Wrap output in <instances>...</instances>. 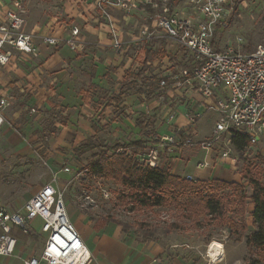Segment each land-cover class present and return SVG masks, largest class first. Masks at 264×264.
<instances>
[{
  "label": "crops",
  "instance_id": "1",
  "mask_svg": "<svg viewBox=\"0 0 264 264\" xmlns=\"http://www.w3.org/2000/svg\"><path fill=\"white\" fill-rule=\"evenodd\" d=\"M82 9L78 10L74 18L62 23L54 18L47 28L37 30L38 36L32 34L37 48L36 56L12 51L10 63L0 66V95L8 97L11 103L4 112L6 124L0 130L1 138L8 145L5 149L14 150L21 146L18 137L20 130L28 129L26 121L31 116L26 114L30 108L32 111L29 115L35 114L34 119L39 121L49 119L53 122L50 118L52 114L61 115L62 123L58 127L55 125L62 139L57 145L73 147L74 152L91 139L105 142V145L116 139L128 138L131 142L144 140L147 148L154 143L148 139L151 129H155L158 135H173L182 128L184 136L196 139L197 142L204 141L206 138L194 136L198 132H191L188 120L191 111H202L199 107L202 100L200 96L194 94V104L187 107L181 92H163L160 83L156 96L151 99L139 91L143 85L142 78H157L160 82L165 75L176 72L182 61V53L176 46L168 49L143 47L145 54L150 50L163 51L165 55L145 64L146 54L144 64L138 70L139 65H135L134 60L141 49L136 54L131 52L135 54L134 57L128 54L129 51L124 55H116L109 49L112 42L108 28L96 18V10L89 13ZM25 21L26 30V18ZM73 25L79 26L81 30V45L77 50L62 41L55 46L43 42L45 36L69 39ZM161 93H165L167 98L162 97L163 100H160ZM170 110L177 112L176 119L169 127L161 126L159 119ZM110 111L113 112L111 117ZM215 118L216 115L211 113L212 124ZM139 122H142V127L138 126ZM126 152L137 155L132 148L126 149ZM215 154L214 151L211 168L197 169V163L206 159L203 150H175L171 154L162 155L161 168L169 167L173 175L190 180H221L219 170L214 168L218 160ZM165 157L167 164L164 163ZM73 219L91 253V264H207L211 260L210 247H206L205 255L201 253L200 245L185 241L186 234L182 236L185 228L168 235L162 234L159 238L157 235L145 237L136 234V231L132 232V229L124 231L114 221L93 220L82 214ZM36 234L33 231L31 235L19 239L15 254L0 257V264H24L27 259L38 258L40 255L34 254L30 245L32 236Z\"/></svg>",
  "mask_w": 264,
  "mask_h": 264
},
{
  "label": "built area",
  "instance_id": "2",
  "mask_svg": "<svg viewBox=\"0 0 264 264\" xmlns=\"http://www.w3.org/2000/svg\"><path fill=\"white\" fill-rule=\"evenodd\" d=\"M236 1L185 0L184 7L178 8L170 0H164L161 7L153 0H94L96 18L108 28L111 47L116 55H124L130 47L139 45L166 49L176 46L182 53V64L179 62L175 73L161 78L160 87L167 93L181 92L187 107L194 104V94L200 96L202 111H195L194 116L188 115L193 134L197 133L195 124L198 120L207 114L216 115L211 136L204 141L195 142L191 137L184 136L182 128L173 135H158L144 152L135 155L139 165L161 168L164 153L197 147L206 154V159L197 163V169L211 168L214 151L221 149L218 164L233 155L232 139L237 133L246 134L250 140L246 155L255 152L264 134V47L258 46L253 52L233 47L217 51L213 44L219 24ZM142 6L160 8V11L149 18V24L143 26L136 36L127 40L114 13L127 14ZM25 26V11L22 2L17 0L0 16L1 67L10 63L12 51L37 55L33 35L26 32ZM80 36L79 26L73 25L69 39L45 36L42 40L52 46L62 41L77 50L81 45ZM163 98L160 97V100ZM10 105L9 98L0 95V130L6 122L4 112ZM146 108L149 110L148 106ZM176 116L177 112L170 110L161 116L159 124L169 127ZM166 160L167 157L165 164ZM64 172L69 173L70 169L65 168ZM36 220L42 224L41 234L46 236L45 243L40 256L27 259L24 264H91V253L89 255L80 233L71 222L63 195L58 189L57 175L19 210L13 212L0 204V257L15 254L19 244L17 234L30 235V226Z\"/></svg>",
  "mask_w": 264,
  "mask_h": 264
},
{
  "label": "rangeland",
  "instance_id": "3",
  "mask_svg": "<svg viewBox=\"0 0 264 264\" xmlns=\"http://www.w3.org/2000/svg\"><path fill=\"white\" fill-rule=\"evenodd\" d=\"M15 1L17 0H0V16L6 8H11ZM20 1L28 24L26 32L31 35L34 34V36L39 35L37 30L47 28L54 18L62 23L70 20L69 18H74L81 7L82 10L89 13L95 10L94 0ZM153 1L159 7L164 3V0ZM170 1L174 4V7H184L185 0ZM159 11L160 8L142 6L127 14L122 12L113 13L122 34L128 40L136 36L143 26L149 24V18L159 13ZM109 38L111 39L110 36ZM36 40L39 41L38 38ZM213 44L217 51L233 47L244 52H253L258 46L264 47V0H237L236 5L225 16L224 21L219 24ZM110 47L109 49L113 51V48ZM139 49H141V52L134 60V64L139 65L138 70H140L146 58L143 47L140 45L136 48L130 47L128 53L135 52L136 54ZM135 54L131 53V57H134ZM165 95V93L160 94L161 97L167 98ZM31 109L26 114L28 117L31 116L26 121L28 129L20 130L18 138L21 140V146L17 145L19 148L14 150L7 148L8 150H6L5 148L8 145L5 139L0 136V204L11 211L19 210L44 185L49 183L54 175H57L58 189L63 195L68 215L73 224H75L73 218L82 214L93 220H116L125 226L131 227L132 232L136 231V234L144 236L145 232H153L159 238L169 225L178 222L177 217L181 213L176 212L174 208L169 206L156 209H138L132 205L125 207L122 198V191L124 190L113 181L91 175L87 169L89 162L93 158L98 159L100 154H106L108 157H112V154H122L126 149H119L120 152L119 150L114 151V147L117 145L126 146L131 142L130 139H116L110 141L107 145H105V142L98 140L95 142L98 148L84 156H77L73 147L57 145V142L61 143L62 141L61 133L57 127L62 123L63 117L58 113H54L50 116L53 122L49 119L39 121L34 119L35 114L29 115ZM153 111L152 108L151 112ZM112 113L110 111L109 117ZM194 113V111H191L189 115L194 116ZM212 123L211 114L202 117L195 124L198 135L194 136L207 139L211 136ZM56 124L57 127H55ZM30 134L33 135L34 140ZM156 136L158 134L155 129H151L148 139L154 142ZM194 141L197 142L196 139ZM124 153L129 156L132 155L127 154V152ZM215 153H217V155L215 154L216 158L220 159L221 149L216 150ZM246 167L250 169V178H256L264 184V134L260 137L253 154L246 155V152L241 154L233 147V155L222 164L216 162L214 167L219 170L221 180L237 183L241 186L238 195L245 198L246 202L244 217L246 231L240 229L241 225L239 228L233 225L232 228L238 229V234H234L230 231L229 224H222L218 221L214 224L215 226L213 225L210 229H204L203 231L193 224H186L184 227L186 231L182 233V236L186 234L185 241L200 245L202 254L205 253L206 255V252H204L206 247H210L214 241L221 243L223 246L221 258L217 262L210 260L207 264H244L251 258L256 257L261 259V264H264V252H259L255 248L246 245L247 236L254 231L250 216L253 210V203L250 199L253 191L252 185L249 178L244 179L242 174ZM65 168H69L70 172L65 173ZM205 192L211 194V190L210 192L205 190ZM216 192L218 194L223 193L227 197L237 196L233 195V191L227 188L221 190L217 188ZM237 207L238 203H232L230 209L233 210ZM196 219L203 222V217H196ZM232 220L236 224H240V217ZM140 226L145 227L143 232H137ZM41 227L40 220H36L33 226H30V230L37 233L32 236L30 243L31 251L36 255H40V250L46 238L41 234Z\"/></svg>",
  "mask_w": 264,
  "mask_h": 264
},
{
  "label": "trees",
  "instance_id": "4",
  "mask_svg": "<svg viewBox=\"0 0 264 264\" xmlns=\"http://www.w3.org/2000/svg\"><path fill=\"white\" fill-rule=\"evenodd\" d=\"M147 58L145 64L158 56H164L163 51L152 52L146 51ZM145 69H143L144 71ZM143 71L140 73L143 74ZM139 78V77H138ZM143 85L140 88V93L145 95L147 99L156 96L159 86L157 78H142ZM142 122L138 126L142 127ZM233 147L241 154L246 152L250 146V140L246 134L237 133L232 139ZM94 139L89 140L85 144L75 149L77 156H84L94 149L98 148ZM146 141L140 140L131 142L128 145H117L114 151L132 148L138 152H144ZM120 151V150H119ZM121 152V151H120ZM112 154V157L106 154H100L98 159L93 158L87 169L91 175L115 182L122 191L123 205L128 207L132 205L138 209H156L164 207H172L176 212H180L177 221L165 229L164 234L168 235L176 230L183 229L186 224L194 225L198 229H210L217 221L222 224H229L230 231L238 234V229L232 228L233 225L245 228V198L239 196L241 186L237 183L227 182L216 179L211 181H198L182 178L173 175L169 167L151 168L139 165L136 162L135 155ZM129 154V153H127ZM243 178L248 179L252 185L251 201L253 210L251 218L254 226V231L246 238L247 247L255 248L259 252H264V184L256 178H250V169L246 167L242 172ZM231 189L235 197H227L223 193L218 194L216 189ZM208 190L211 194L205 192ZM225 199V200H224ZM238 201V202H236ZM232 203L238 207L230 209ZM196 217H203V222H200ZM240 217V224H236L232 219ZM121 225L124 231H129L131 227L125 226L116 220H112ZM212 223V224H211ZM215 226V225H214ZM145 227L140 226L137 232H143ZM239 230V231H241ZM145 237L155 236L153 232H145ZM24 235L17 234V238L21 239ZM260 258H251L244 264H261Z\"/></svg>",
  "mask_w": 264,
  "mask_h": 264
},
{
  "label": "bare ground",
  "instance_id": "5",
  "mask_svg": "<svg viewBox=\"0 0 264 264\" xmlns=\"http://www.w3.org/2000/svg\"><path fill=\"white\" fill-rule=\"evenodd\" d=\"M222 254H223V246L221 245V243L214 241L210 245V252H209L210 259L213 260L214 262H217L221 258ZM86 256H88V253Z\"/></svg>",
  "mask_w": 264,
  "mask_h": 264
}]
</instances>
